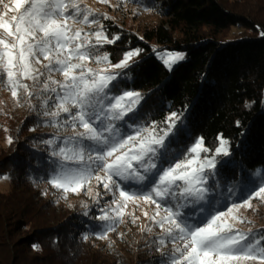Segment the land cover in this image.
<instances>
[{"label":"snow or ice","instance_id":"snow-or-ice-1","mask_svg":"<svg viewBox=\"0 0 264 264\" xmlns=\"http://www.w3.org/2000/svg\"><path fill=\"white\" fill-rule=\"evenodd\" d=\"M100 2L110 4V0ZM0 3L4 8L0 13V85L10 91L17 106L26 104L38 118H47L37 126L43 123L57 129L52 138L42 140L49 146L48 183L52 187L65 194L78 192L95 179L112 196L94 217L100 222L95 225L97 239H107L109 232L124 223L129 202L139 206L142 201L154 205L151 214L143 212L149 224L140 231L152 234L154 228L159 229L147 241L159 253L157 264H264V231L235 227L246 219L238 215L240 208L251 209L253 200L264 204V179L257 183L250 177L243 184L244 198L227 205L226 211L218 210V182L210 185L209 180L221 163L218 157L230 156L225 138H217L213 151L199 137L173 155L169 146L178 140L173 130L177 113H170L163 122L168 127L159 131L155 122L151 126L128 122H135L143 97L135 91L114 94L118 85L113 82L120 73L111 69L127 68L140 49L126 52L112 64L110 53L101 51L105 44L120 39L119 35L109 39L102 23L111 17L94 12L81 0ZM9 11L16 14L8 18ZM77 24L81 27H74ZM161 59L171 69L183 56L164 53ZM61 128H70L72 134L61 137ZM180 132L186 134L183 129ZM7 142L12 143L11 137ZM254 175L259 176V171ZM100 199L97 192L94 203L99 205ZM138 219L132 216L131 223Z\"/></svg>","mask_w":264,"mask_h":264},{"label":"trees","instance_id":"trees-1","mask_svg":"<svg viewBox=\"0 0 264 264\" xmlns=\"http://www.w3.org/2000/svg\"><path fill=\"white\" fill-rule=\"evenodd\" d=\"M123 2L153 10L162 18V24L142 35L124 33L119 26L107 24L120 36L116 44L107 45L110 57L119 51L140 49L128 67L117 72L120 75L113 82L118 85L114 94L135 91L143 97L135 122H128L146 126L155 122L159 131L168 127L163 123L165 118L177 113L179 119L173 130L178 140L169 146L173 155L199 137L209 148L218 137L225 138L230 144V156L218 158L221 163L209 184L218 182V210L240 202L246 195L243 184L250 177L257 183L264 179V21L233 11L222 0ZM229 28L240 31L226 36L224 30ZM166 50L184 54L171 69L161 59ZM181 129L186 134H181ZM29 157L18 158L16 163L24 161L19 165L14 160V164L0 163V172H14L15 183L20 185L25 184L23 175L32 164L47 176V156L40 154L36 162H29L33 159ZM257 171L259 176L254 175ZM10 199L11 195H0V264H52L59 256L67 261L76 252L75 246H80L79 237L88 234V224L95 217L91 212L88 216L72 213L55 224L33 227L26 216L25 207L29 205L19 201L14 205ZM17 207L20 210L16 212ZM13 214L22 219L13 220ZM257 230L264 231V225ZM15 231H23L24 235L14 239ZM46 249L51 253L46 254Z\"/></svg>","mask_w":264,"mask_h":264},{"label":"rangeland","instance_id":"rangeland-1","mask_svg":"<svg viewBox=\"0 0 264 264\" xmlns=\"http://www.w3.org/2000/svg\"><path fill=\"white\" fill-rule=\"evenodd\" d=\"M222 1L226 5L229 4L233 11L248 15L258 21H264V0ZM118 2L119 0H110V4H106L100 2V0H81L82 5H86L94 12L107 14L111 17L108 20L102 19L109 39L117 34L113 29L107 27L109 23L119 26L124 33L130 32L137 35H142L143 31L151 29L160 23L162 24V18L159 13L148 9L143 10L127 2H122L118 8L113 7ZM3 3L11 5V0H3ZM3 11V4L0 3V13ZM15 14V12L9 11L8 18ZM74 27H81V25L77 24ZM93 28H95V25H93ZM85 30L87 31V28ZM224 31L226 36H233L235 35L233 33H238L240 30L229 28ZM107 45L111 44H105L101 51H106ZM128 51L131 50L119 51L114 55L113 58L115 59L110 57L112 64L122 60L124 54ZM164 53H179L184 56L183 53L177 51L166 50L162 53V56ZM135 58L136 56L132 57L128 65ZM89 66L92 68L98 67L95 63H90ZM99 67H104V65H100ZM119 70L111 69L114 73H117ZM57 78L60 79L61 77L57 76ZM45 119L47 118H38L36 113L31 111L26 104L17 106L10 91L0 85V163L14 160L15 165L23 164L24 161L19 162L18 160L19 164L16 161L21 157L26 160L27 155L33 158L29 162L39 161L37 158H39L40 154L48 157L49 146L43 144L42 140L52 138L53 134L57 132V129L43 123L37 126L38 122ZM32 128L36 130L30 131ZM124 130L128 131L126 128ZM71 134L72 131L70 128L59 129V135L61 137ZM9 137L12 139V143L10 144L7 142ZM217 146L218 140L210 148H207L214 151ZM211 154L210 152L209 155ZM201 156L203 157L204 153H201ZM12 163L14 164V162ZM33 169H35V172H32ZM27 171L23 175L25 184L21 185L15 183L17 179L12 176L14 172L11 173L8 171L6 173V170L2 171L3 173L0 172V195L6 197L11 195L10 200L14 205L18 201L19 203L25 202L29 205V207H25L27 209L26 212H28L26 216L30 226L33 227L43 223L55 224V222L68 217L72 213L78 215L87 211L91 212L90 215L97 216L100 214L99 207L105 206L112 199L111 195L104 193L102 185H97L95 179L91 181L90 185L82 186L78 192L69 190L65 194L63 190H57L48 183V180H44V178L48 179L49 172L47 176H44L41 174V170L33 166V164L30 165ZM100 174L103 175V173ZM89 187L91 188V192L88 191ZM97 192H100L102 196L99 205L95 204L93 200ZM94 209L98 210V212L94 213ZM153 209L154 205H146L142 201L139 203V206L129 202L128 207L125 209L124 223L119 224L114 232H109L107 239L96 238L94 234L97 231L95 225L100 222L93 217L88 224L89 230L86 228L88 234L79 237L81 244L80 246H75L76 252L72 253L74 254L71 256L72 258L66 261L64 257L61 258L59 256L58 258H54L52 264H157L159 253L151 249L147 245V241L152 239L159 229L154 228L152 234H146L140 231L142 226L149 224V220L144 216L143 212L148 211L151 214ZM19 210L17 207L15 211L17 212ZM221 211H226V208ZM15 215H11L13 216V220L22 219V216L17 217ZM238 215L246 219L244 223H236V229L247 231L252 227L254 230H257L259 226L264 225V204L260 203L259 200H253L252 208H240ZM132 216L139 217L135 224L131 223ZM248 221L252 223L249 224ZM11 227L12 229L15 228V226ZM14 233V239H18L24 235L23 231H15ZM121 233L123 234L122 238L119 235ZM85 236H87V239H85ZM110 244L111 247L109 246ZM44 252L46 254L51 253V250L46 249Z\"/></svg>","mask_w":264,"mask_h":264}]
</instances>
